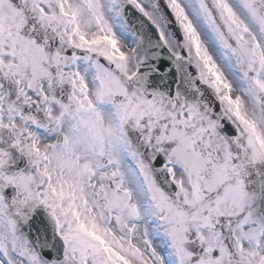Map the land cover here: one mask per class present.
<instances>
[{
    "label": "snow or ice",
    "instance_id": "6c2138e0",
    "mask_svg": "<svg viewBox=\"0 0 264 264\" xmlns=\"http://www.w3.org/2000/svg\"><path fill=\"white\" fill-rule=\"evenodd\" d=\"M0 264H264V0H0Z\"/></svg>",
    "mask_w": 264,
    "mask_h": 264
}]
</instances>
